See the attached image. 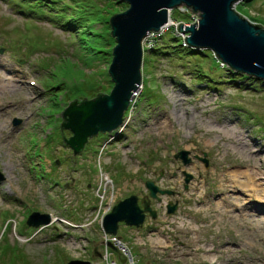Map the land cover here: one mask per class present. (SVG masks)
<instances>
[{
    "label": "rangeland",
    "instance_id": "obj_1",
    "mask_svg": "<svg viewBox=\"0 0 264 264\" xmlns=\"http://www.w3.org/2000/svg\"><path fill=\"white\" fill-rule=\"evenodd\" d=\"M77 1L92 38L82 28L67 30L65 11L29 15L0 0V264H264V200L224 182L231 170L264 173L262 83L234 82L211 52L187 55L171 33L150 36L124 128L88 139L73 156L62 112L111 92L115 44L107 22L127 9L117 0ZM233 8L264 28V0ZM194 19L173 10L170 31ZM164 115L172 126L166 131L157 126ZM223 128L233 136L217 135ZM241 142L247 148L236 151ZM180 151L189 165L174 159ZM146 181L171 192L149 199L156 218L146 222L157 230L119 224L115 237L105 235L101 221L119 201H147ZM234 197L243 199L239 207ZM169 203L176 204L172 215ZM32 213L50 216V224L27 227Z\"/></svg>",
    "mask_w": 264,
    "mask_h": 264
},
{
    "label": "water",
    "instance_id": "obj_2",
    "mask_svg": "<svg viewBox=\"0 0 264 264\" xmlns=\"http://www.w3.org/2000/svg\"><path fill=\"white\" fill-rule=\"evenodd\" d=\"M117 1L125 4L127 9L113 15L108 23L110 36L115 42L107 71L113 88L109 95L99 94L91 101L84 99L70 103L61 115V133L66 130L72 135L65 140L62 134L63 141L73 156L81 153L88 139L98 134H109L122 125L131 99L141 85L143 42L149 34H157L170 24L169 13L179 7L199 16L195 24L177 26V31L185 35L184 42L189 49L209 51L226 70L264 86V28L252 24L233 8L238 2L251 0ZM19 123L15 121L14 125ZM174 159L180 160L183 166L190 164L186 151L178 152ZM202 162L207 165L206 160ZM190 179V175H186L185 183ZM144 186L148 197L147 201L140 200L141 207L138 197L130 195L103 217L101 229L105 235L115 237L119 224L141 228L146 214L155 220L156 213L150 208L149 199L158 200L157 194L170 195L171 192L160 190L152 181H146ZM175 210L176 204L166 206L167 215H172ZM50 222V216L32 213L25 224L38 229ZM67 264L90 263L70 261Z\"/></svg>",
    "mask_w": 264,
    "mask_h": 264
},
{
    "label": "trees",
    "instance_id": "obj_3",
    "mask_svg": "<svg viewBox=\"0 0 264 264\" xmlns=\"http://www.w3.org/2000/svg\"><path fill=\"white\" fill-rule=\"evenodd\" d=\"M15 1V5L17 6V9H23L22 7H27L29 9L28 14L32 15L35 10H41V11H45L46 13H54L56 14L57 12L60 11H65V15H66V22H65V27L67 30H72V29H80L82 28L84 30V32L87 35H91V38L93 37V30L91 29V24L90 20H85L83 13H85L80 1L77 0H14ZM119 3V2H117ZM94 9V8H92ZM81 12H80V11ZM68 11V13H67ZM81 13V14H80ZM184 16V20L188 17L186 15ZM93 21V20H92ZM92 23V22H91ZM107 30L109 31L110 34V27L109 24L107 22ZM108 33V32H107ZM175 40L178 41V39L174 38ZM115 44V42L113 43ZM182 49V45L179 46ZM94 49L93 47H91V50ZM189 49V48H188ZM146 51V50H145ZM152 52V54L154 55H158L161 54V56H166V53H162L160 49H151L150 53ZM185 54L187 55H199V56H203L205 57L206 51H197V50H192L189 49V51H187ZM215 61L217 62V64L219 63L216 59ZM228 72V75L230 76L229 78H231L234 82L236 80L238 81H247L248 84L250 83H254V80L246 78L244 76H238L234 73H231L230 71L226 70ZM204 76V75H203ZM233 77V78H232ZM232 81V82H233ZM130 106V105H129ZM129 108V107H128Z\"/></svg>",
    "mask_w": 264,
    "mask_h": 264
},
{
    "label": "bare ground",
    "instance_id": "obj_4",
    "mask_svg": "<svg viewBox=\"0 0 264 264\" xmlns=\"http://www.w3.org/2000/svg\"><path fill=\"white\" fill-rule=\"evenodd\" d=\"M169 22L171 23L170 13H169ZM170 26L171 25L168 24L166 27H170ZM5 82H9V79H5ZM3 86H4V88H8V86H6V85H3ZM140 89H141V85L139 86V88L136 92V95H137L138 91H140ZM136 95L132 97L131 101L136 97ZM177 97H178V95L175 98H177ZM178 102H182V101L176 100L174 102V104L177 105ZM176 112H178V109H176ZM175 118L178 119L177 114L175 115ZM216 125L219 126L218 124H216ZM124 126H125V123H122V125L116 130V132L119 129H122V127L124 128ZM157 126H160V129H162L164 131L172 128L170 120L165 115L161 117ZM168 126H169V129H167ZM217 135L233 136V131L227 130L226 128H223L221 131H219V133H217ZM238 140H240V138ZM243 148H247V146L245 145V143L241 142V143H239L238 147L235 148V150L236 151H242ZM225 175L227 177V180H225L224 182L227 181L229 184H231L232 189L235 190L237 193L241 192L242 196L246 195V196L252 197V198L257 199V200L258 199L264 200V179H263L264 173L258 172L254 167H252L251 169H245L242 171L231 170V171L227 172ZM221 188L224 189V187H221ZM231 200H232L235 207H239L240 201H242L243 199H241L239 197H234ZM226 201H227V198L223 197L222 199L217 201V203L214 205L215 206L214 208L220 210L221 206ZM241 216H243V215H241Z\"/></svg>",
    "mask_w": 264,
    "mask_h": 264
},
{
    "label": "built area",
    "instance_id": "obj_5",
    "mask_svg": "<svg viewBox=\"0 0 264 264\" xmlns=\"http://www.w3.org/2000/svg\"><path fill=\"white\" fill-rule=\"evenodd\" d=\"M176 11L179 13V14H182V15H186V16H188V17H190V18H195L194 20H195V22H198V19H199V16L197 15V14H194V13H192L190 10H188V9H186V8H184V7H179L178 9H176ZM170 25H171V23H170ZM189 25H187V27H188ZM186 27V26H185ZM173 27H164L163 29H161V31L159 32V33H157V34H154V33H151V34H149L147 37H146V39L144 40V42H143V46H144V43L146 42V40L150 37V36H152V38L154 39V38H159V37H163V35H165V34H167V33H171V34H173V37H175L176 39H178V40H181V45H182V47L183 48H188L187 46H186V44H185V42H184V37L185 36H183V35H181L179 32H177V31H175V32H172V31H170L171 29H172ZM165 31H167V32H165ZM143 49H144V47H143ZM222 67H223V65H221Z\"/></svg>",
    "mask_w": 264,
    "mask_h": 264
},
{
    "label": "flooded vegetation",
    "instance_id": "obj_6",
    "mask_svg": "<svg viewBox=\"0 0 264 264\" xmlns=\"http://www.w3.org/2000/svg\"><path fill=\"white\" fill-rule=\"evenodd\" d=\"M138 204L141 206L140 201H139ZM155 216H156V215H155ZM148 217H149L148 214H146L145 217H144V223H143L142 227L139 228V230H140V229H145V230H147V232H149V233H153V232H155L157 229H156V227L152 226V223H148V222H146V220L148 219ZM155 218H156V217H155ZM118 228H119V226H118ZM131 229H135V228H132V227H131ZM137 230H138V229H137Z\"/></svg>",
    "mask_w": 264,
    "mask_h": 264
}]
</instances>
